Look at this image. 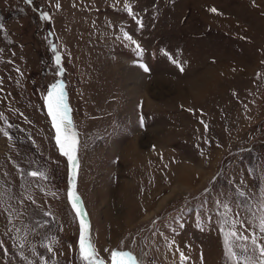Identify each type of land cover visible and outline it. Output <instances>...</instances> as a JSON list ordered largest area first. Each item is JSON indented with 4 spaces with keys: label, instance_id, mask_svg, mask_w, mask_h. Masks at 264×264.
I'll use <instances>...</instances> for the list:
<instances>
[{
    "label": "rangeland",
    "instance_id": "obj_1",
    "mask_svg": "<svg viewBox=\"0 0 264 264\" xmlns=\"http://www.w3.org/2000/svg\"><path fill=\"white\" fill-rule=\"evenodd\" d=\"M0 24V264H82L72 183L101 257L228 264L222 204L252 231L264 200V0H0ZM57 81L74 181L43 99Z\"/></svg>",
    "mask_w": 264,
    "mask_h": 264
},
{
    "label": "snow or ice",
    "instance_id": "obj_2",
    "mask_svg": "<svg viewBox=\"0 0 264 264\" xmlns=\"http://www.w3.org/2000/svg\"><path fill=\"white\" fill-rule=\"evenodd\" d=\"M32 2L33 0H25V3L29 5H31ZM116 3H119V0H116ZM56 7L59 8L60 5L57 3ZM124 8L129 15H133L130 4L125 3ZM210 11L216 13L218 10L213 7ZM42 19L51 21V17L48 13H42ZM137 23L141 28L143 27L142 21H137ZM3 29L4 25L0 24V31H3ZM123 39L130 41L137 50L142 51L137 41L132 39L128 33L125 32L123 34ZM52 50L55 52V64L59 68L57 75H63L64 69L60 67L62 57L60 53L56 51L54 45ZM172 62L177 64L180 71L184 70L183 67L179 65L178 61L172 60ZM9 63H12V61H9ZM262 63H264V61H262ZM141 67H143L145 72L149 71L147 66L141 65ZM15 71L19 73L20 69L16 68ZM233 71H235V69H233ZM2 83L3 79L0 78V85H2ZM0 92H3L2 87H0ZM43 99L47 107V115L51 118L52 127L55 129V142L59 147L60 153L66 157L69 162L71 176L74 181L79 167V133L70 116V108L67 103L64 82L57 81L51 84ZM0 119H5L2 114H0ZM5 123H7L6 119ZM201 123L204 122L201 121ZM141 126H143V117H141ZM9 127H11V125H9ZM204 128L205 130L208 129L206 123H204ZM4 134L8 135L7 132ZM27 175L33 178L47 179L46 172L40 170H31L27 172ZM71 187L72 190L68 192V199L71 201L72 207L80 221L78 251L79 259L82 264H144V261L138 258L131 249L126 250L125 247H116L111 250L104 249V251L108 253V257L107 259L101 257L92 242L90 225L86 219V213L81 208V198L74 190L75 183H72ZM240 195L244 196L245 193L241 192ZM28 199H31V197H28ZM33 203H35V201H33ZM216 203L220 204L221 202L217 201ZM222 207L224 211L221 213L222 218L218 223V227L223 236L224 255L228 264H264V243H261V240H264V200H261L257 206L259 215L258 220L254 222V230L252 231H249V229L253 228V225L247 223L245 220L239 219V214H237L236 218L231 215L232 208L229 204H222ZM45 215H50V213H45ZM211 219V217H208L209 221H211ZM199 226L200 223L198 219L197 227ZM181 227H183V225H181ZM134 243L135 241H133V244ZM173 243H175V241H173ZM43 246L46 248L47 252L53 253L54 257L53 247L50 244H45ZM169 247L171 248V245ZM177 251L180 253L181 264L189 259L179 248H177ZM41 259H44L43 256H41ZM202 259L201 257V260ZM44 264H47V260L44 261Z\"/></svg>",
    "mask_w": 264,
    "mask_h": 264
},
{
    "label": "bare ground",
    "instance_id": "obj_3",
    "mask_svg": "<svg viewBox=\"0 0 264 264\" xmlns=\"http://www.w3.org/2000/svg\"><path fill=\"white\" fill-rule=\"evenodd\" d=\"M179 179H182V178H178V180H179ZM184 180H185V179H183V181H184Z\"/></svg>",
    "mask_w": 264,
    "mask_h": 264
}]
</instances>
